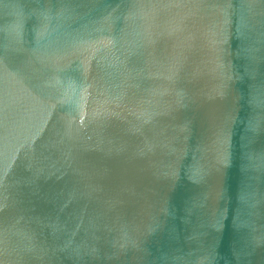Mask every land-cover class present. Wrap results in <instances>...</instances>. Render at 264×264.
I'll list each match as a JSON object with an SVG mask.
<instances>
[{"label": "water", "instance_id": "1", "mask_svg": "<svg viewBox=\"0 0 264 264\" xmlns=\"http://www.w3.org/2000/svg\"><path fill=\"white\" fill-rule=\"evenodd\" d=\"M0 264H264V0H0Z\"/></svg>", "mask_w": 264, "mask_h": 264}]
</instances>
